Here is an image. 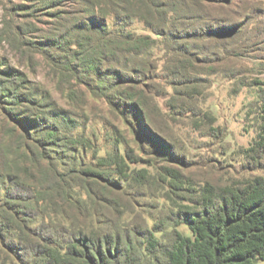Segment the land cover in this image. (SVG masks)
I'll return each mask as SVG.
<instances>
[{
	"label": "trees",
	"instance_id": "16d2710c",
	"mask_svg": "<svg viewBox=\"0 0 264 264\" xmlns=\"http://www.w3.org/2000/svg\"><path fill=\"white\" fill-rule=\"evenodd\" d=\"M234 1L21 0L9 8L0 42L30 62L44 59L68 101L79 98L77 83L103 97L134 146L117 135L112 150L101 154L74 132L72 115L53 109L45 90L0 65V264L264 262V176L224 185L194 181L166 119L170 111L199 116L191 83L207 75L203 67L216 54L204 44L220 49L241 34L237 22L207 13ZM37 15L53 18L52 27L33 38L26 19ZM135 21L149 34L130 31ZM160 47L162 55L152 57ZM160 68L171 89L163 94L153 84ZM191 120L197 128L215 122L207 112ZM260 120L256 138L242 150L257 165L264 157V107ZM79 150L90 151L93 161L81 160ZM151 188L167 204L156 220L140 207Z\"/></svg>",
	"mask_w": 264,
	"mask_h": 264
},
{
	"label": "rangeland",
	"instance_id": "374dc122",
	"mask_svg": "<svg viewBox=\"0 0 264 264\" xmlns=\"http://www.w3.org/2000/svg\"><path fill=\"white\" fill-rule=\"evenodd\" d=\"M236 1L238 2L216 7L207 13L208 16H217L229 24L237 22L241 34L236 36L230 45H223L224 47L220 49L219 47L215 49V44L210 41L204 44L205 48L215 51L216 54L212 56L214 61L211 62L210 59V63L203 67V72H207V75H199L191 83L197 87L194 96L197 100L199 116L194 117L190 113L182 112L178 115H173V112L171 114V111L166 113L175 152L184 158L186 164L184 166H188L186 174L194 181L203 177L218 185L236 182L249 176H264V157L257 165L242 154V150L252 144L259 132L261 108L264 107V0ZM20 3L21 0H0V32L4 27L5 14L8 13L9 8ZM67 6L72 7L70 2ZM245 15L248 16L247 19H244ZM26 20H29L35 28L31 36L37 38L45 36L51 29L53 18L37 15ZM106 23L111 27L110 19H107ZM129 30L137 34H149L142 23L137 21ZM222 41L217 39L216 42L221 45ZM161 50L162 47L154 50L151 53L152 57L162 55ZM4 62L6 66L22 71L29 81L45 90L50 97V104L58 114L65 112L69 116L72 115V118L78 122L74 132L89 139L101 154L112 150L117 135H122L131 147L134 146L125 125L118 118V114L109 108L103 97H94L87 91L86 86L77 83L74 84L73 89L79 98L75 102L68 101L65 94L57 90L58 81L49 74V68L40 56H34L33 61L30 62L27 57L21 58L9 44L0 42L2 69L6 68L5 65L3 66ZM160 65L163 66L162 63ZM161 70L160 68L157 83H153L163 87L159 90V94H163L164 89L171 91L165 83L166 75ZM256 82L262 85H257ZM157 102L163 113L169 112L165 107L164 99L157 98ZM206 112L215 118L214 123L209 125L205 123L206 125L201 128L191 125V119L201 118ZM169 114L172 116L169 117ZM4 118L0 109V124ZM78 157L84 162L93 161L90 151L79 150ZM153 191L154 188L145 190V197L140 201V207L151 220H156L160 216V210L166 208L167 204H162L152 197ZM181 198L183 197L177 201L181 202Z\"/></svg>",
	"mask_w": 264,
	"mask_h": 264
}]
</instances>
